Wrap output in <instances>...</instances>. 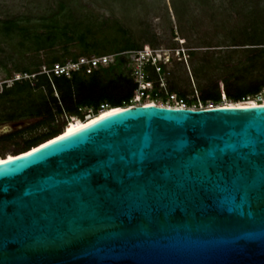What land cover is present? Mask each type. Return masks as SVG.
Masks as SVG:
<instances>
[{
  "label": "water",
  "instance_id": "water-1",
  "mask_svg": "<svg viewBox=\"0 0 264 264\" xmlns=\"http://www.w3.org/2000/svg\"><path fill=\"white\" fill-rule=\"evenodd\" d=\"M0 264H264V104L131 105L3 160Z\"/></svg>",
  "mask_w": 264,
  "mask_h": 264
},
{
  "label": "rangeland",
  "instance_id": "rangeland-1",
  "mask_svg": "<svg viewBox=\"0 0 264 264\" xmlns=\"http://www.w3.org/2000/svg\"><path fill=\"white\" fill-rule=\"evenodd\" d=\"M50 19L56 20L60 28L53 31L56 37L51 42L46 40ZM5 20H15L27 30L6 33L1 27ZM251 32L264 43V0H0V80L10 79L18 73L17 69L34 71L49 67L52 64L47 60L53 55L60 57L67 52L63 62L78 54L96 55L94 50L108 53L130 41L140 48L149 44L155 52L170 57L161 66L160 77L149 82L152 86L158 81L155 96L159 99L150 97L154 102L173 104L168 99V86L173 85L186 93L185 103L192 101L190 105L186 103L190 108L228 105L232 102L222 92L224 77L239 75L243 84L264 78V53L251 56V52L243 49L247 46H231L245 43ZM80 36L96 46L85 52L79 43ZM191 50L194 53L190 54ZM126 58L121 69L134 79V62L129 56ZM215 84L221 101L195 105L193 100H198L200 88ZM39 92L34 89L32 97H37ZM162 95L164 100H160ZM238 104H244L243 99ZM90 111L83 109L82 119ZM5 112L0 111V117ZM73 119L77 117L70 118ZM66 120L67 117H61L55 122L56 127L63 130ZM45 130L43 127L24 130L13 138L1 139L0 158L21 152L27 139Z\"/></svg>",
  "mask_w": 264,
  "mask_h": 264
},
{
  "label": "trees",
  "instance_id": "trees-1",
  "mask_svg": "<svg viewBox=\"0 0 264 264\" xmlns=\"http://www.w3.org/2000/svg\"><path fill=\"white\" fill-rule=\"evenodd\" d=\"M1 27L6 33H10L13 30H18L23 33L27 30L26 27L20 26L15 20L2 21ZM46 28L48 29L47 35L45 34L46 40L51 42L56 37L53 31L60 28L56 20L52 19H50ZM79 43L84 46L85 52L89 48L96 46L94 42H87L86 39L81 36L79 37ZM262 45H264V43L256 37V33L251 32L246 36L245 43L233 44L231 46H247L243 49L251 52V56H253L254 54L264 53V47ZM138 48H140L139 45L130 41H125L121 45L112 48L111 52L103 54L120 53L128 50H136ZM105 50L107 51L109 49ZM94 53L96 55H103L97 50H94ZM189 53H194V50H191ZM66 55L67 52L60 57L53 55L47 62L49 64L61 62L62 58ZM80 56V54L74 55L73 59H77ZM126 62V56L118 55L106 67H100L86 76L73 73L70 77L53 76L49 79L45 75H40L34 85H31L26 80H22L14 81L10 87L3 88L0 92V111L6 110V112L0 117V122L19 121L21 119H36V121L26 125L27 127L25 128L1 135L0 140L13 138L24 130L33 131L40 127L46 128V130L39 135L27 139L20 153L7 154L1 157L0 160L22 154L59 136L73 123H84L85 120H82L83 109H91V112L95 115H90L89 117H96L103 113L102 110L99 111L101 105H107L105 112L128 106L130 99L135 93L136 82L129 76V72H124L121 69ZM17 70L18 72L37 71V69L31 71L28 68ZM162 72L161 70L159 73H156L152 71L151 66L146 65L144 68L145 80L151 82L154 79H158ZM239 78V75L231 74L229 77H224L222 79L224 82V88L222 90L223 95L225 98L228 97L232 102L228 105H243L238 104L241 99L249 95L254 96L264 89V78L260 81H250L246 84L239 82ZM34 89H39L40 91L35 98L32 97V91ZM41 89H44L45 93H42ZM157 89L158 81L148 88V95L152 98L159 99L157 95L155 96ZM168 93H174L179 98L183 99L186 96L184 91L177 89L173 85L168 86ZM164 99L165 97L162 95L160 100ZM207 101H211L215 104L221 101L220 91L216 84L211 88L201 87L198 100H193L195 105L197 103L205 105ZM5 103L10 106H5ZM186 103L190 105L192 101L187 100ZM63 116L67 117V124H64L62 130L56 127L55 122ZM72 117H77V119L70 120Z\"/></svg>",
  "mask_w": 264,
  "mask_h": 264
},
{
  "label": "built area",
  "instance_id": "built-area-1",
  "mask_svg": "<svg viewBox=\"0 0 264 264\" xmlns=\"http://www.w3.org/2000/svg\"><path fill=\"white\" fill-rule=\"evenodd\" d=\"M118 55L129 56L130 60L134 62V69L132 71L134 81L136 82V89L133 97L130 99V105H141L152 104L166 107H178V108H190L186 105L183 98H179L174 94H170L168 99L173 102V104L164 105L162 103H156L150 99L151 96L148 95V88L150 87L149 82L145 80L144 68L146 65L151 66L152 71L159 73L161 71V65L170 61V57L165 53H157L151 48L149 44H144L140 49L128 50L120 53L103 54V55H93L90 57L80 56L77 59L69 58L63 62H56L49 67L42 66L39 70L35 72H18L15 73L10 79L0 80V92L5 87H10L14 81L26 80L30 84H34L38 76L45 75L47 78L53 76H64L70 77L73 73H78L81 75H89L96 69L100 67L107 66L114 58ZM264 96V91H260L249 98L248 96L243 99V105L249 104H264L262 98ZM219 105H207L200 108L214 107ZM107 105H101L100 110L105 109ZM98 111V112H99ZM95 115L91 111L87 113V116Z\"/></svg>",
  "mask_w": 264,
  "mask_h": 264
},
{
  "label": "bare ground",
  "instance_id": "bare-ground-1",
  "mask_svg": "<svg viewBox=\"0 0 264 264\" xmlns=\"http://www.w3.org/2000/svg\"><path fill=\"white\" fill-rule=\"evenodd\" d=\"M149 104H152V103H149ZM155 105V104H154ZM250 105H257V104H250ZM129 106V105H128ZM131 106V105H130ZM125 107H127V106H125ZM124 107H119V108H116V109H113V110H109V111H106V112H103V113H101L100 115H98V116H96V117H89V116H87L86 117V119H85V122L84 123H73V124H71V125H69L68 127H67V130H64V132L62 133V134H60L59 136H57V137H54V138H52V139H56V138H60V137H64V136H66V135H68V134H70V133H72V132H74V131H76V130H78V129H80V128H82V127H84V126H86V125H88V124H90V123H92V122H94V121H96V120H98V119H100V118H103V117H105V116H108V115H110V114H113V113H115V112H117V111H120V110H122ZM52 139H50V140H48V141H46V142H44V143H42V144H45V143H48V142H50ZM42 144H40V145H42ZM39 146V145H38ZM38 146H36V147H38ZM36 147H34L33 149H31V150H29V151H33ZM26 152H28V151H26ZM26 152H24V153H26ZM24 153H22V154H24ZM17 156V155H16ZM13 157H15V156H13ZM13 157H10V158H7V159H3V160H8V159H12ZM3 160H0V162H2Z\"/></svg>",
  "mask_w": 264,
  "mask_h": 264
}]
</instances>
